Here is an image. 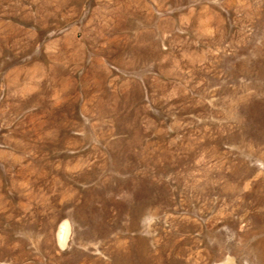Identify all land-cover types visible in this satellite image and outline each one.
Returning <instances> with one entry per match:
<instances>
[{"label":"rangeland","instance_id":"obj_1","mask_svg":"<svg viewBox=\"0 0 264 264\" xmlns=\"http://www.w3.org/2000/svg\"><path fill=\"white\" fill-rule=\"evenodd\" d=\"M0 264H264V0H0Z\"/></svg>","mask_w":264,"mask_h":264}]
</instances>
